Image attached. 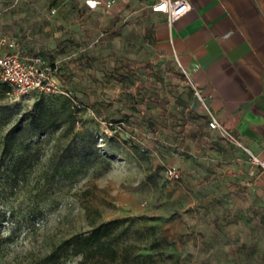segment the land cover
Wrapping results in <instances>:
<instances>
[{
  "label": "rangeland",
  "instance_id": "obj_1",
  "mask_svg": "<svg viewBox=\"0 0 264 264\" xmlns=\"http://www.w3.org/2000/svg\"><path fill=\"white\" fill-rule=\"evenodd\" d=\"M153 2L0 0V38L43 59L69 96L76 131L89 130L110 161L101 175L46 182L56 141L36 136L37 155L16 182L7 159L0 168V264H40L63 240L87 233L91 221L122 218L133 221L120 226L127 232L117 259L85 264H264V188L237 168L236 144L208 129L175 61L156 49ZM2 88L0 139L35 97L7 98ZM169 168L177 178L168 177ZM8 212L11 223L3 219ZM60 260L79 264L80 256Z\"/></svg>",
  "mask_w": 264,
  "mask_h": 264
},
{
  "label": "crops",
  "instance_id": "obj_2",
  "mask_svg": "<svg viewBox=\"0 0 264 264\" xmlns=\"http://www.w3.org/2000/svg\"><path fill=\"white\" fill-rule=\"evenodd\" d=\"M190 5L172 22L154 13V45L175 61L191 90H199L208 119L214 116L225 135L221 142H236L237 168L250 174L249 156L264 157V0ZM251 176L264 188V172L254 169Z\"/></svg>",
  "mask_w": 264,
  "mask_h": 264
},
{
  "label": "trees",
  "instance_id": "obj_3",
  "mask_svg": "<svg viewBox=\"0 0 264 264\" xmlns=\"http://www.w3.org/2000/svg\"><path fill=\"white\" fill-rule=\"evenodd\" d=\"M0 84L5 95L8 88L4 83ZM34 94L32 109L20 115L0 139V168L9 159L8 166L16 182L37 155L38 146L30 141L36 136L45 143L56 141L43 170L46 182L55 179L71 183L90 171H94L96 175L106 172L110 168V161L96 147V140L89 130L76 131L78 120L70 102L63 96H56L53 102L50 98L52 95ZM5 112L7 117L13 115L10 108ZM186 125L184 119L179 129L180 134L184 133ZM69 137L68 142L61 141ZM5 218L4 216L3 219ZM128 221L131 223L133 219H112L98 224L91 221V229L87 233L75 234L63 240L40 264H61V257L69 256H80L79 264L95 258L113 262L118 257L120 237L127 232V227L120 226Z\"/></svg>",
  "mask_w": 264,
  "mask_h": 264
},
{
  "label": "built area",
  "instance_id": "obj_4",
  "mask_svg": "<svg viewBox=\"0 0 264 264\" xmlns=\"http://www.w3.org/2000/svg\"><path fill=\"white\" fill-rule=\"evenodd\" d=\"M113 6L114 4L111 1L106 3V9H110ZM190 7V0H155L150 6L152 12L165 15L168 22L184 16L190 10ZM0 83H5L9 86L5 92L7 98L11 96L16 100L30 96L31 93L69 97L52 80L50 68L41 57L24 56L18 42L6 37L0 38ZM192 91L194 96L201 102L199 90L192 87ZM208 128L221 131L219 122L211 114H209ZM233 141L235 142V140ZM249 163L250 175H253L254 169L264 172V157L259 158L250 155ZM167 175L169 178L178 177L174 168H169ZM5 222L11 223L9 212Z\"/></svg>",
  "mask_w": 264,
  "mask_h": 264
}]
</instances>
